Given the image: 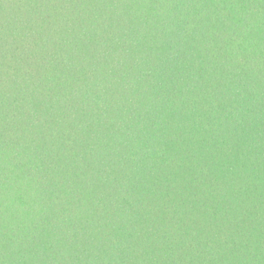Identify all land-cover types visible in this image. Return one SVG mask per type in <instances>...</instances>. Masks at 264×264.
Instances as JSON below:
<instances>
[{
  "label": "trees",
  "instance_id": "1",
  "mask_svg": "<svg viewBox=\"0 0 264 264\" xmlns=\"http://www.w3.org/2000/svg\"><path fill=\"white\" fill-rule=\"evenodd\" d=\"M0 264H264V0H0Z\"/></svg>",
  "mask_w": 264,
  "mask_h": 264
}]
</instances>
